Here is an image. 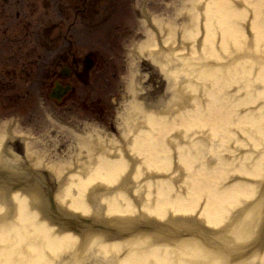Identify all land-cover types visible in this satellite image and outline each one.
Here are the masks:
<instances>
[{"label": "bare ground", "instance_id": "obj_1", "mask_svg": "<svg viewBox=\"0 0 264 264\" xmlns=\"http://www.w3.org/2000/svg\"><path fill=\"white\" fill-rule=\"evenodd\" d=\"M175 1L173 17L142 9L119 138L63 127L61 154L50 130L0 124V179L24 178L0 182V264H264V0Z\"/></svg>", "mask_w": 264, "mask_h": 264}, {"label": "flooded vegetation", "instance_id": "obj_2", "mask_svg": "<svg viewBox=\"0 0 264 264\" xmlns=\"http://www.w3.org/2000/svg\"><path fill=\"white\" fill-rule=\"evenodd\" d=\"M97 3L98 0H75L74 7L66 9L65 0H0V104L1 96L15 101L17 96L32 94L36 65L46 84L40 94H49L50 78L72 85L77 120L90 123L97 119L109 126V14L98 21ZM51 8L59 13L57 24L49 23ZM73 15V22L66 27L65 21ZM104 26L107 27L105 40L97 35ZM56 29L63 44L54 56L48 38ZM95 46L101 48L93 50ZM40 47L43 54L35 56ZM83 48L90 51L84 52ZM110 49L112 59L117 58L120 53ZM65 67L70 70L68 79L61 78ZM103 96H106L107 108L98 115L97 104L103 102L100 99ZM67 101L58 107L61 112L55 118L65 114ZM0 110L17 111L4 105H0ZM32 123L28 127L34 128L35 136H41L44 127Z\"/></svg>", "mask_w": 264, "mask_h": 264}, {"label": "rangeland", "instance_id": "obj_3", "mask_svg": "<svg viewBox=\"0 0 264 264\" xmlns=\"http://www.w3.org/2000/svg\"><path fill=\"white\" fill-rule=\"evenodd\" d=\"M103 5L106 6L105 4H108L110 7V13H112L114 11L115 16V20L111 21L114 23H111L109 25V27L113 26V25H119V28L122 29V26L124 27V35L122 34V31L115 29V32H112L110 34L111 37L109 38V46L116 48V46L118 45V49L122 52H119V58L120 59H114L113 62L114 65H110L109 70L111 73H116L117 69H119V73L123 76L122 79H118L117 81L115 80L113 83L109 82V98H110V93L114 94V96H112L109 99V126L107 125V123H103L99 120L98 124L100 125V127L102 129H104L107 133L109 132V134L115 136L116 138H119V131H118V120H120L122 113H123V105H125L124 99H123V94L125 92V79L128 75L129 72V68H130V60H128L127 56H126V47H127V43L129 42L127 41V35H131L133 34L135 31H137L140 26L139 23L141 21H134L132 19H134V15H136V13L134 11H136L137 13H142V9L143 7H146L147 10L150 11V13L153 12V8H156V14H164L163 12H165L166 10L168 11V13H170L171 17H173V14L176 12V8H181L184 7L183 4L181 5L180 3H176L175 0H103ZM112 4V5H110ZM120 8H124V13L122 14V9L121 11H119L118 9ZM140 14H137L140 16ZM167 14H164L163 17H165ZM52 17L54 19H57V17H54V14L52 15ZM142 19V15L140 16ZM115 33V34H114ZM121 36V37H120ZM131 38H129L130 40ZM122 45V47H121ZM100 47V46H98ZM97 46L93 47L92 49H96ZM84 52H88L90 51L89 49L84 48L83 49ZM35 70H37L36 66L34 67ZM146 75V73H144ZM40 75H38L39 77ZM36 79V78H35ZM34 79V87H33V93L35 91L34 94L36 95H26V96H21L19 97L18 101L15 102V105L18 109H27L30 107V104L35 105L34 106V110L32 111V113H28V118L27 117H23L24 113H19V116L24 118V124L27 123V121H33L35 119H39L42 117V115L45 113L51 114L53 112V110L55 109L56 112H58L57 108H54L52 106V103L50 101L47 100V96L46 94L40 95L37 94L38 93V89L39 88V84L38 82L36 83ZM161 79H163L161 76L158 79V76H154L151 80L152 86L153 87H157L158 86V81H161ZM153 90H155L153 88ZM155 93V91H154ZM155 95V94H154ZM160 95H163V93L161 92ZM158 96V93L156 94V97ZM3 99L8 98L5 96H1ZM113 98V100H112ZM47 105H49V107H47ZM69 106H72V109H69ZM106 109V107L104 108ZM103 109V110H104ZM102 109L97 110L98 115L105 113ZM2 115L1 117L5 116L6 114L3 112H0ZM76 114H74V106L72 103H70L68 105V107L65 108V115H63V122L70 127H74L77 125V119L75 118ZM26 121V122H25ZM95 122V121H92ZM48 123V122H47ZM47 128V126H46ZM50 129V127H49ZM58 133H54V140L58 142L65 143V144H69L65 142V137L62 135H59ZM7 146H9L12 150V154L13 155H18L20 156V158H22L23 160H25V147L24 145L18 143H12V142H7L6 143ZM52 145V144H51ZM66 146L65 145L63 147L64 151H62L61 154H66ZM61 149V147H60ZM61 152V150H60ZM53 183L58 186V183H56V181L53 179Z\"/></svg>", "mask_w": 264, "mask_h": 264}, {"label": "water", "instance_id": "obj_4", "mask_svg": "<svg viewBox=\"0 0 264 264\" xmlns=\"http://www.w3.org/2000/svg\"><path fill=\"white\" fill-rule=\"evenodd\" d=\"M51 197V199H50V202H51V205L54 207V203H53V200H52V195H50Z\"/></svg>", "mask_w": 264, "mask_h": 264}]
</instances>
